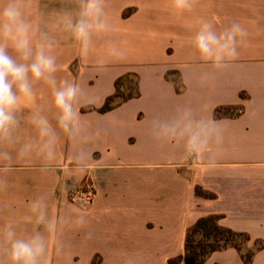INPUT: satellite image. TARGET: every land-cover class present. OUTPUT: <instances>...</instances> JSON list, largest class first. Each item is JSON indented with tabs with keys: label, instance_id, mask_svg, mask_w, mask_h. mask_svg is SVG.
<instances>
[{
	"label": "crops",
	"instance_id": "obj_1",
	"mask_svg": "<svg viewBox=\"0 0 264 264\" xmlns=\"http://www.w3.org/2000/svg\"><path fill=\"white\" fill-rule=\"evenodd\" d=\"M75 7L76 0H30L28 11L51 30L56 13ZM106 11L115 28L110 38L126 50L121 61L100 67L96 61L104 55L102 41L85 57L69 34L53 33L58 80L81 86V102H90L80 108L81 117L103 130L88 148L90 170L70 171L65 139L53 173H41L39 160L16 163L6 177L7 191L0 192V228L21 221L29 203L40 195L47 194L50 215L81 206L73 197L90 181L94 200L81 206L87 225L63 229L62 252L56 253L53 242L48 264H125L129 258L137 264H168L183 256L188 229L210 215L222 216L225 228L249 234L251 247L256 240L264 241V0H199L192 12L183 14L174 12L169 0H106ZM201 20L212 21L217 30L238 21L248 30L247 43L223 72L201 61L193 47ZM204 73L210 79L201 85ZM133 75L139 98L106 113L83 112L85 107L102 108L116 93L117 81ZM36 91L38 104L49 109L50 87L40 83ZM181 106L192 107L223 129L214 167L152 136V120L166 119ZM234 107L243 112L215 117L218 108ZM28 114L26 108L21 115ZM45 114L52 116L48 110ZM22 131L25 139L34 135L26 120ZM197 187L215 197L198 196ZM25 227L33 230L32 225H21L18 233L24 234ZM204 264L245 263L229 248L213 253ZM252 264H264V249Z\"/></svg>",
	"mask_w": 264,
	"mask_h": 264
},
{
	"label": "clouds",
	"instance_id": "obj_2",
	"mask_svg": "<svg viewBox=\"0 0 264 264\" xmlns=\"http://www.w3.org/2000/svg\"><path fill=\"white\" fill-rule=\"evenodd\" d=\"M198 3L199 0H169V6L178 14L192 12ZM29 7L30 0H0V192L7 191L6 177L16 163L31 165L39 160L41 173H53L61 161L58 149L62 139L69 142L70 171H89V145L103 133L81 117L80 108L90 104L81 102V86L67 79L58 80L60 65L53 53V33L69 34L85 57L95 51L97 41H102L104 55L96 61L100 67L126 57V50L110 38L115 28L106 11V0H76L75 9L56 13L51 30L32 17ZM248 35L238 21L217 30L212 21L201 20L192 44L201 61L223 72L238 58V49L247 43ZM209 79L207 73L202 74L200 84L206 85ZM40 83L51 89L49 109L38 104L36 85ZM26 108L29 114L23 117ZM46 110L52 112L51 118ZM22 120L34 131L27 139ZM150 131L158 142L172 143L187 157L209 168L215 166L224 141L218 122L190 106L178 107L166 119L154 118ZM87 223V213L79 205L69 212L53 210L50 215L48 196L40 195L29 203L28 214L21 221L0 228V264H48L53 242L56 253L62 252L60 232L73 226L82 228ZM21 225H32L33 230L25 227L24 234H19ZM41 227L43 231L38 230ZM125 264L137 261L129 258Z\"/></svg>",
	"mask_w": 264,
	"mask_h": 264
},
{
	"label": "trees",
	"instance_id": "obj_3",
	"mask_svg": "<svg viewBox=\"0 0 264 264\" xmlns=\"http://www.w3.org/2000/svg\"><path fill=\"white\" fill-rule=\"evenodd\" d=\"M130 79H134L135 82H133L134 80L130 82ZM139 97L140 90L137 77L135 75L123 77L117 81L116 93L106 100L102 108L85 107L83 112L97 110L100 113H106L129 100ZM242 112V107L218 108L215 117L221 118L223 115H228V113H231L232 116H238ZM196 194L209 199L215 197L200 187L196 188ZM221 218L220 215L200 218L187 231L183 256L170 259L168 264H204L213 253L229 248L236 249L245 264H252L257 252L264 249V241L256 240L254 246L251 247L252 239L249 234L236 232L221 226Z\"/></svg>",
	"mask_w": 264,
	"mask_h": 264
},
{
	"label": "built area",
	"instance_id": "obj_4",
	"mask_svg": "<svg viewBox=\"0 0 264 264\" xmlns=\"http://www.w3.org/2000/svg\"><path fill=\"white\" fill-rule=\"evenodd\" d=\"M94 196V187L92 183L88 181L82 190L75 193L73 199L80 202L82 207H87L92 204Z\"/></svg>",
	"mask_w": 264,
	"mask_h": 264
},
{
	"label": "rangeland",
	"instance_id": "obj_5",
	"mask_svg": "<svg viewBox=\"0 0 264 264\" xmlns=\"http://www.w3.org/2000/svg\"><path fill=\"white\" fill-rule=\"evenodd\" d=\"M132 80H134V79H130V82H132ZM133 82H135V80L133 81ZM128 84H131V83H128ZM126 89V88H125ZM127 90V89H126Z\"/></svg>",
	"mask_w": 264,
	"mask_h": 264
}]
</instances>
